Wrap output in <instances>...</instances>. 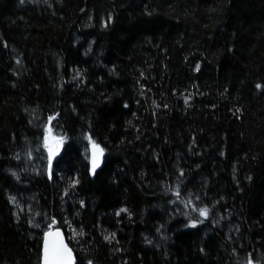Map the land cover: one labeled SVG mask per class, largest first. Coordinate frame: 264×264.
Instances as JSON below:
<instances>
[{
	"label": "trees",
	"instance_id": "16d2710c",
	"mask_svg": "<svg viewBox=\"0 0 264 264\" xmlns=\"http://www.w3.org/2000/svg\"><path fill=\"white\" fill-rule=\"evenodd\" d=\"M49 226L77 264H264V0H0V264Z\"/></svg>",
	"mask_w": 264,
	"mask_h": 264
},
{
	"label": "snow or ice",
	"instance_id": "6c2138e0",
	"mask_svg": "<svg viewBox=\"0 0 264 264\" xmlns=\"http://www.w3.org/2000/svg\"><path fill=\"white\" fill-rule=\"evenodd\" d=\"M23 2V0H22ZM107 26L106 24L104 25ZM197 68H199V65H197ZM255 87L257 89H260L262 87L261 84H256ZM49 119H52V117H49ZM49 129L45 130V137H44V146L48 151V169L49 174L51 175V169L53 166V159L57 155V152L59 150V144L62 143L61 141H57L53 144L49 143ZM90 142L92 143V159H91V173L95 174L97 168L100 166V157L104 154V149L100 147L99 144H96L95 142L91 141V137H88ZM183 173H181L182 175ZM15 175V173H13ZM75 183H78V181L73 182V186ZM177 197H179V192L176 193ZM197 199H199L197 197ZM10 200H15V197H10ZM81 204H83V201H81ZM188 205H192V200H188ZM186 205V206H188ZM193 210L198 211L199 216L201 218H207L209 215V209L205 207L196 208L195 205H193ZM126 211V210H122ZM119 215V213H117ZM202 220H194L189 219L188 225L189 227L195 228L198 223H201ZM55 223V221H53ZM36 227H39V225H35ZM50 228V226H49ZM82 234V233H81ZM114 236V234H112ZM105 240H109V236L104 237ZM150 243V241H149ZM203 251V249H201ZM43 264H74L73 254L72 250L68 248V246L64 243L60 232L57 230L55 232L49 230L44 233V246H43ZM88 264H92V261L89 260ZM246 264H253V261L251 259V254H249V259L247 260Z\"/></svg>",
	"mask_w": 264,
	"mask_h": 264
},
{
	"label": "rangeland",
	"instance_id": "374dc122",
	"mask_svg": "<svg viewBox=\"0 0 264 264\" xmlns=\"http://www.w3.org/2000/svg\"><path fill=\"white\" fill-rule=\"evenodd\" d=\"M46 129L50 130L48 133L50 144L62 140V143L59 144V150L57 152V155L55 156L57 157L63 150L65 139L62 135L61 130L54 128L51 124H48ZM44 137H45V133L42 137L36 138L34 141H32L26 149L25 161H26V166L30 171L34 170L37 172L43 160H46L48 162L47 159L48 151L44 146ZM91 149H92V145H91ZM89 159H90V155H89Z\"/></svg>",
	"mask_w": 264,
	"mask_h": 264
},
{
	"label": "water",
	"instance_id": "95a60500",
	"mask_svg": "<svg viewBox=\"0 0 264 264\" xmlns=\"http://www.w3.org/2000/svg\"><path fill=\"white\" fill-rule=\"evenodd\" d=\"M90 155H91V156H90V164H91V159H92V149H91V151H90ZM101 165H102V156L100 157V166H101ZM100 166H99V167H100ZM49 230H51V231H53V232H55V231L58 230V231L60 232L61 237H62L64 243L68 246V248H70V249L72 250L73 259H74V264H77L75 253H74L72 247L70 246V244L68 243V240H67V237H66L64 231H63L61 228H52V227H50V228H49L48 230H46L45 232H47V231H49ZM43 246H44V236H43V243H42V257H41V264H43Z\"/></svg>",
	"mask_w": 264,
	"mask_h": 264
},
{
	"label": "bare ground",
	"instance_id": "6f19581e",
	"mask_svg": "<svg viewBox=\"0 0 264 264\" xmlns=\"http://www.w3.org/2000/svg\"><path fill=\"white\" fill-rule=\"evenodd\" d=\"M91 156V155H90ZM48 230V229H47ZM64 231V230H63ZM65 233V232H64ZM44 236V235H43ZM42 257V256H41Z\"/></svg>",
	"mask_w": 264,
	"mask_h": 264
}]
</instances>
